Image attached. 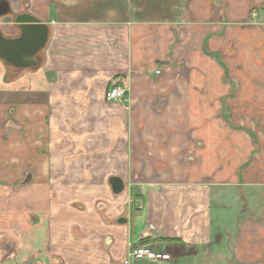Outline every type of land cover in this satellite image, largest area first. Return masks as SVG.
Segmentation results:
<instances>
[{"label": "crops", "instance_id": "0c3cea01", "mask_svg": "<svg viewBox=\"0 0 264 264\" xmlns=\"http://www.w3.org/2000/svg\"><path fill=\"white\" fill-rule=\"evenodd\" d=\"M5 1L48 39L0 60V264H264V0H177L171 23Z\"/></svg>", "mask_w": 264, "mask_h": 264}, {"label": "water", "instance_id": "95a60500", "mask_svg": "<svg viewBox=\"0 0 264 264\" xmlns=\"http://www.w3.org/2000/svg\"><path fill=\"white\" fill-rule=\"evenodd\" d=\"M11 17L19 34L16 37H5L0 30V60L16 69H27L37 66L36 55L48 39V26L29 13L15 14L5 0H0V20ZM29 175L25 182L31 178ZM111 192L120 194L125 187L123 180L112 176L108 179ZM125 218H119L118 223H124Z\"/></svg>", "mask_w": 264, "mask_h": 264}, {"label": "rangeland", "instance_id": "374dc122", "mask_svg": "<svg viewBox=\"0 0 264 264\" xmlns=\"http://www.w3.org/2000/svg\"><path fill=\"white\" fill-rule=\"evenodd\" d=\"M50 5L53 11H56V9L61 10L75 7H77L78 10L79 7L77 12H79L80 19L99 17L100 19L116 18L117 20H123L122 16H124L127 11L131 12L130 10H132L133 14L141 20L171 23L175 16H177V13L180 12L177 0H51ZM183 72L186 71L184 70ZM239 117H241V120H239L241 124H248L249 126L251 124H256V120H253L252 116ZM261 121L260 118V122ZM255 135L259 136L257 134ZM258 148L259 147H257L256 150ZM105 182H107V180H105ZM101 201L102 200L97 201L96 204ZM73 205L77 209H83V205L80 203H74ZM149 246L158 252L165 253L164 250L162 251L155 246ZM101 247H104V244Z\"/></svg>", "mask_w": 264, "mask_h": 264}, {"label": "built area", "instance_id": "2783aa9c", "mask_svg": "<svg viewBox=\"0 0 264 264\" xmlns=\"http://www.w3.org/2000/svg\"><path fill=\"white\" fill-rule=\"evenodd\" d=\"M13 11L15 14L18 13V10ZM126 93L127 90L125 87L115 84L107 90L106 100L109 102L120 101L125 98ZM144 261L152 264L168 262L170 261V255L163 252H158L154 248H151L148 244H142L130 248L125 259L123 260V264H136Z\"/></svg>", "mask_w": 264, "mask_h": 264}, {"label": "trees", "instance_id": "16d2710c", "mask_svg": "<svg viewBox=\"0 0 264 264\" xmlns=\"http://www.w3.org/2000/svg\"><path fill=\"white\" fill-rule=\"evenodd\" d=\"M163 241H168V242H171V241H173V240H163Z\"/></svg>", "mask_w": 264, "mask_h": 264}]
</instances>
